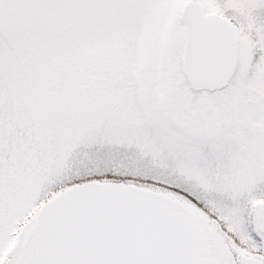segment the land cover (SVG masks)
Returning <instances> with one entry per match:
<instances>
[{"label": "snow or ice", "instance_id": "obj_1", "mask_svg": "<svg viewBox=\"0 0 264 264\" xmlns=\"http://www.w3.org/2000/svg\"><path fill=\"white\" fill-rule=\"evenodd\" d=\"M0 264H264V0H0Z\"/></svg>", "mask_w": 264, "mask_h": 264}]
</instances>
